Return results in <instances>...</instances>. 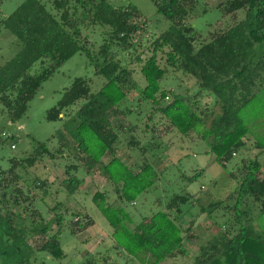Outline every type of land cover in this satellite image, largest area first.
I'll return each mask as SVG.
<instances>
[{"label":"trees","instance_id":"obj_1","mask_svg":"<svg viewBox=\"0 0 264 264\" xmlns=\"http://www.w3.org/2000/svg\"><path fill=\"white\" fill-rule=\"evenodd\" d=\"M150 2L169 26L150 43L147 58L140 61L139 54L133 58L140 64L141 87L117 58L135 50L132 40L145 26L130 4L114 7L109 0H23L0 20V27L19 44V50L0 65V103L9 122L20 120L40 85L76 53H83L94 75L103 79L93 93L86 81L74 79L46 112V121L61 123L50 139L56 142L53 151L44 143H36L27 157L10 159L9 168L0 171V263L29 264L34 253L62 258L58 237L47 236L51 223H43L39 212L29 209L32 201L18 182L20 172L33 168L43 158L53 161L64 153L76 161L64 167L67 178L60 185L66 194H74L83 183V179L69 174L78 169L85 176L97 170L110 184L116 205L105 204L106 196L99 192H94L91 200L111 228L116 254L138 264H160L188 256L184 242L192 238L191 223L182 229L180 221L186 212L182 208L192 205V195H171L162 210L141 217L137 223L124 209L123 202L133 203L157 180L152 163L143 161L137 169H130L114 147L124 142L130 151L136 149L139 156L145 155L147 148L134 135L141 121L131 120L141 104L150 111L142 122L144 136L152 133L148 124L159 115L158 119L164 118L165 134L175 130L181 136L197 137L207 144L208 153L222 169L244 146L245 137H251L254 148L264 153V0H226L220 4L217 9L222 16L242 11L243 18L205 41H200L189 24L195 0ZM95 25L103 27L102 40L90 52L86 37L80 39V33ZM35 63L39 69L30 75L28 71ZM176 71L194 80L195 93L185 98L171 90H159V82ZM129 93L135 94L132 100ZM202 94L213 97L219 109L208 126L207 113L197 104ZM167 96L170 100L164 103ZM78 102L81 105L67 113ZM241 165L237 179L228 173L237 181L233 194L228 195H234L232 223L199 245L189 264H264V230L255 231L246 210L240 209L247 200L264 212L262 165L255 159L241 161ZM198 174L183 179L189 184ZM43 184L38 181L36 187ZM223 202L211 200L200 206L199 212L210 218L216 210H228L222 207ZM25 219L28 226L23 225ZM61 220L57 216L53 224L60 225ZM87 222L81 228L91 225ZM232 226H236L235 231H231ZM27 235L35 238L34 247L26 242ZM100 262L106 264V259ZM83 264L98 262L89 258Z\"/></svg>","mask_w":264,"mask_h":264},{"label":"rangeland","instance_id":"obj_2","mask_svg":"<svg viewBox=\"0 0 264 264\" xmlns=\"http://www.w3.org/2000/svg\"><path fill=\"white\" fill-rule=\"evenodd\" d=\"M22 1L0 0V20L7 17ZM44 1L46 3V0ZM109 1L114 7L132 5L140 14L141 19L145 21L142 32L132 40L135 50L117 55L121 65L132 71L133 81L141 87L144 83L138 72L140 64L135 63L133 58L138 54L141 56L140 61L147 58L150 43L158 34L168 28L169 23L156 14L150 0ZM195 1L189 24L200 36V41L207 40L209 35L225 30L243 18L242 11L228 17H226L227 15L222 16L217 8L226 0ZM46 5L47 9H50L49 4ZM102 30L103 27L98 25L81 29L80 39L86 37L90 52H94L101 44ZM18 50V42L0 27V65ZM160 61L162 62V58ZM38 69L39 64L35 63L28 73L33 75ZM76 78L86 81L92 93L96 92L103 82L101 77L94 75L85 55L76 53L40 85L32 99L28 101L24 115L17 122L8 121L6 111L0 103V171H6L9 168L8 161L10 159L27 157L36 143H44L49 151L56 148L55 140L50 139L59 129L61 123L60 121L48 122L45 120V115L50 108L55 106L64 90ZM159 87L160 91L171 90L174 94L185 98L197 91L194 80L178 71L169 72L159 82ZM127 96L132 100L135 94L129 93ZM169 97L167 96L168 99L163 102H168ZM197 104L201 112L207 113L205 126H208L210 120L218 115V106L214 105L213 97L205 94L197 99ZM80 105L81 102L74 104L67 113L75 111ZM149 112V107L141 104L139 110L131 116L132 121L134 120L136 123L141 121L134 135L139 140V144L147 148L145 155L148 162L152 163L156 160L157 163H160L158 169L162 168L158 172V180L153 186L138 196L133 203L123 202L124 209L133 217V223H137L141 217L162 210L171 195H192L190 200L192 205L182 208L186 212L180 221L182 229L191 223L189 233L192 238L184 242L188 256L160 263L189 264L191 256L196 253L199 245L213 237L216 232H223L226 226H230L232 223L231 207L234 195L232 198L228 195L233 194L237 181L231 180L228 173H233L237 179L239 169L242 167L241 161L255 159L262 165L260 175L264 178V153H259L254 148V141L251 137H245L243 138L244 146L235 152L229 163L225 165V169H222L214 161V156L208 153L207 144L196 139L197 137L195 138L193 135L181 136L175 130H170L165 134L164 118L158 119L159 115H156L153 122L148 124L152 128V133L144 136L142 122L144 118L148 117ZM10 145H13L14 148L11 149ZM125 145L124 142H121L114 146L119 158L125 164L140 165L138 151L132 149L129 152L130 149ZM71 157L72 155L67 156L64 153L61 158L53 161L43 158L33 168L20 172L21 180L18 185L32 201V206L29 205V209L38 211L43 223H51L47 236L56 235L62 250L60 259L34 253L29 264H83L89 258L98 264L102 263L100 262L102 258L106 259V264H138L115 253L110 240L111 228L92 203L91 197L94 192L103 193L106 196L105 204L116 205L114 201L117 202L109 183L103 179L99 172L95 170L85 176L80 169L74 172L70 171V175L83 179L82 185L72 195L66 194L61 187L60 182L67 178L63 174L64 167L76 164V161ZM153 167H157V164H154ZM196 173L199 174L194 181L189 184L184 181V177H191ZM38 181L44 183L41 188L36 187ZM211 200L224 201L222 207L227 206L228 210H216L210 215V218L200 214V206L205 207ZM240 209L246 210L249 222L255 231L264 230V212H260L247 200H244ZM57 216H60L62 220L60 225L55 226L53 220ZM87 221L91 225L81 228L83 224L88 223ZM23 225L28 226V220L25 219ZM231 229V231H235L236 226H232ZM34 239L29 235L26 236V242L31 247H34Z\"/></svg>","mask_w":264,"mask_h":264},{"label":"crops","instance_id":"obj_3","mask_svg":"<svg viewBox=\"0 0 264 264\" xmlns=\"http://www.w3.org/2000/svg\"><path fill=\"white\" fill-rule=\"evenodd\" d=\"M129 152H131V151H129ZM116 155L119 157V155L117 154V152H116ZM138 157V156H137ZM138 158H140V160L141 161H139V163H141V162H143V161H146L147 163H150V162H148V160H147V158H146V155H144L143 157H141V156H139ZM158 161H154V162H152L153 164H151L152 165V167H153V165L155 164H157V167H153V169L155 170V172L157 173V180H158V172L160 171V169L162 168H160V169H158V166H159V164L160 163H157ZM125 164V163H124ZM128 168H130V169H133V170H135V169H137V167L139 166V164L138 165H128V164H125ZM163 166V165H162ZM156 180V181H157ZM110 185V184H109ZM111 187V186H110ZM112 189V188H111ZM114 203L115 204H117L115 201H114ZM183 217V216H182ZM178 259V258H177ZM171 260H175V259H171ZM166 261H170V260H166ZM166 261H164V262H166ZM161 263H163V262H161Z\"/></svg>","mask_w":264,"mask_h":264},{"label":"built area","instance_id":"obj_4","mask_svg":"<svg viewBox=\"0 0 264 264\" xmlns=\"http://www.w3.org/2000/svg\"><path fill=\"white\" fill-rule=\"evenodd\" d=\"M10 148L13 149L14 148L13 145H11Z\"/></svg>","mask_w":264,"mask_h":264}]
</instances>
